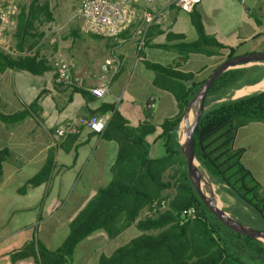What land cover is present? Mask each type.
<instances>
[{
  "label": "crops",
  "instance_id": "0c3cea01",
  "mask_svg": "<svg viewBox=\"0 0 264 264\" xmlns=\"http://www.w3.org/2000/svg\"><path fill=\"white\" fill-rule=\"evenodd\" d=\"M40 2L49 4L53 21L35 24L30 36L22 35L17 40L15 34L14 47L26 54L18 58H34L35 65L44 71L33 74L6 67L0 60V111H27V116L18 122L0 121V151L9 154L2 162L0 182V264H37L32 258L17 262L10 258L16 248L31 239L49 250L57 249L68 234L69 224L111 180L118 146L100 135L110 115L99 116L94 129L79 127L77 134L60 139L55 138L58 129L75 117L93 116L102 104L113 105L131 127L146 121L156 127V132L146 140L149 153L153 152L151 158H159L164 154L163 143L153 140L160 134L162 122L174 117L178 110L174 97L154 86V73L146 64L178 66L177 70L193 74L198 82L207 78L226 56L192 54L179 63L178 53L155 47L193 42L197 38L189 12L178 6V0L154 1L151 12L161 16L162 24L149 27L143 45L136 33L137 23L117 39H105L82 33L79 21L73 18L74 12H68L65 22L60 23L58 17L63 15L55 12L52 2ZM195 9L202 16L206 34L226 47L236 48L237 56L264 53V0H201ZM56 31L60 39L56 45H50ZM57 52L72 60V74L79 86L56 83L53 61ZM107 59L117 70L109 74L107 93L97 97L89 90L104 83L101 65ZM243 69L246 74L229 92L231 99L264 91V86L259 87L264 83V64H249ZM233 145L244 149L241 161L264 191V124L250 123L239 128ZM50 151L54 159L48 181L20 192L44 165ZM218 196L224 209L236 206L226 192L221 191ZM139 235L134 226L115 238L103 231L96 232L76 246L67 264H99L100 257H109ZM119 237H123L124 243L113 247L112 241ZM79 249H83L82 255L78 254Z\"/></svg>",
  "mask_w": 264,
  "mask_h": 264
},
{
  "label": "trees",
  "instance_id": "16d2710c",
  "mask_svg": "<svg viewBox=\"0 0 264 264\" xmlns=\"http://www.w3.org/2000/svg\"><path fill=\"white\" fill-rule=\"evenodd\" d=\"M189 18L197 35L195 41L155 47L178 53L179 63L192 54L205 57L226 54L225 60L237 56L236 48L226 47L206 34L199 11L193 8ZM52 21L47 2L30 0L20 6L17 40L22 35L30 36L35 24ZM0 60L6 67L33 74L44 71L35 65L34 58L14 60L0 54ZM146 67L154 73V86L171 94L177 104V114L162 122L161 132L153 140V143L162 141L163 156L149 155L146 138L156 132L154 125L146 121L131 127L113 105L102 104L92 113L97 118L110 115L101 138L118 146L110 182L97 191L69 224L68 234L57 249L49 250L31 239L10 254L13 262L32 258L37 264H67L76 246L90 235L103 231L109 238H115L134 226L140 235L109 257H100L99 264H264V247L259 242L225 227L204 206L188 179L186 163L179 151V123L188 102L208 77L196 82L193 74L177 70L178 66L147 63ZM245 74L244 69L228 70L213 82L205 100V106H210L195 129L193 147L197 162L211 182L234 199V208L239 212L234 208L224 210L246 226L264 229V191L241 161L244 149L233 145L239 128L250 123L264 124V91L238 99L228 97ZM214 101L218 102L211 105ZM26 116L27 111L13 114L0 111L3 123H15ZM8 155L6 150L0 151V182L2 162ZM53 159L50 151L44 165L20 192L47 182ZM190 210V215L184 214ZM246 211L253 212L248 221L243 217Z\"/></svg>",
  "mask_w": 264,
  "mask_h": 264
},
{
  "label": "built area",
  "instance_id": "2783aa9c",
  "mask_svg": "<svg viewBox=\"0 0 264 264\" xmlns=\"http://www.w3.org/2000/svg\"><path fill=\"white\" fill-rule=\"evenodd\" d=\"M155 0H79L73 13V18L80 23V30L84 34L93 35L105 39H117L132 24L137 23L136 33L141 37L143 45L146 31L152 25H161L160 15L151 12V6ZM20 0H0V54L18 58L26 55L14 47V35L16 32L17 16L20 10ZM201 0H178V6L186 12H190ZM58 31L49 40L50 45H56L59 41ZM73 62L57 52L53 61L55 81L64 86H79L80 82L72 74ZM117 66L111 59L105 60L101 65L103 81L101 85L91 88L89 91L97 97L104 96L108 91L107 82L109 74L113 75ZM98 124L96 115L88 117H75L56 131L55 138L69 134H77L79 127L94 129ZM192 211H185L190 215ZM148 215V213H144Z\"/></svg>",
  "mask_w": 264,
  "mask_h": 264
},
{
  "label": "water",
  "instance_id": "95a60500",
  "mask_svg": "<svg viewBox=\"0 0 264 264\" xmlns=\"http://www.w3.org/2000/svg\"><path fill=\"white\" fill-rule=\"evenodd\" d=\"M249 64H264V53H250L226 59L214 68L205 82L188 102L184 114L178 126L179 151L186 163L188 179L204 206L225 227L235 233L245 235L264 246V229H253L240 223L224 210V206L215 189V185L209 179L206 171L195 158L193 147V134L203 112L210 106H205L208 90L213 82L221 74L228 70L243 69ZM214 101L211 105L217 103Z\"/></svg>",
  "mask_w": 264,
  "mask_h": 264
},
{
  "label": "rangeland",
  "instance_id": "374dc122",
  "mask_svg": "<svg viewBox=\"0 0 264 264\" xmlns=\"http://www.w3.org/2000/svg\"><path fill=\"white\" fill-rule=\"evenodd\" d=\"M29 1L30 0H20L19 4H20V6L21 5H27L29 3ZM47 1H49V0H47ZM50 1L52 2V6H53V9L55 10V12L57 14L63 15L62 17H58V20L61 21L60 23H63V22H65V18H64L65 15L68 12H69V14H72L74 12V10H75V8H76L79 0H50ZM149 154H150V157L153 156V152H150ZM214 187H215V189H216V191H217L218 194L221 193V191L218 188V185H215ZM234 210L237 211V212H239V209L238 208H234ZM249 216H253V212L252 211H246L245 216H243V217H245L244 219H246L248 221L249 220L248 219ZM249 223H251V222L249 221ZM254 223L252 225H256L257 224V222H256V224H254ZM122 238L123 237H119L118 239L113 240L112 241V246L113 247H119V246H121L124 243V239H122ZM77 252H79L78 254H81L82 255L83 249H79Z\"/></svg>",
  "mask_w": 264,
  "mask_h": 264
},
{
  "label": "bare ground",
  "instance_id": "6f19581e",
  "mask_svg": "<svg viewBox=\"0 0 264 264\" xmlns=\"http://www.w3.org/2000/svg\"><path fill=\"white\" fill-rule=\"evenodd\" d=\"M264 86V83L263 84H261L259 87H263ZM225 191V190H224ZM225 201V204H226V200H224ZM228 211V210H227Z\"/></svg>",
  "mask_w": 264,
  "mask_h": 264
}]
</instances>
